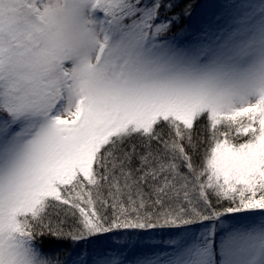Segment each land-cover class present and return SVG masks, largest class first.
I'll list each match as a JSON object with an SVG mask.
<instances>
[{"label": "snow or ice", "instance_id": "snow-or-ice-1", "mask_svg": "<svg viewBox=\"0 0 264 264\" xmlns=\"http://www.w3.org/2000/svg\"><path fill=\"white\" fill-rule=\"evenodd\" d=\"M215 2L0 0V264H264V0Z\"/></svg>", "mask_w": 264, "mask_h": 264}, {"label": "rangeland", "instance_id": "rangeland-1", "mask_svg": "<svg viewBox=\"0 0 264 264\" xmlns=\"http://www.w3.org/2000/svg\"><path fill=\"white\" fill-rule=\"evenodd\" d=\"M196 2L199 3V7L196 9V13L191 21L193 25L203 22L209 15L218 10V4L215 0H202V2L196 0Z\"/></svg>", "mask_w": 264, "mask_h": 264}, {"label": "trees", "instance_id": "trees-1", "mask_svg": "<svg viewBox=\"0 0 264 264\" xmlns=\"http://www.w3.org/2000/svg\"><path fill=\"white\" fill-rule=\"evenodd\" d=\"M199 1V0H198ZM200 2H202V0H200ZM199 4V3H198ZM189 21H185V23H188Z\"/></svg>", "mask_w": 264, "mask_h": 264}]
</instances>
